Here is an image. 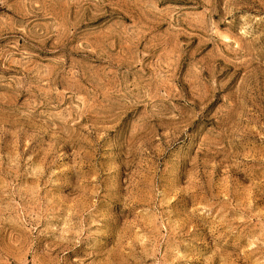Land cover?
<instances>
[{"label": "rangeland", "instance_id": "1", "mask_svg": "<svg viewBox=\"0 0 264 264\" xmlns=\"http://www.w3.org/2000/svg\"><path fill=\"white\" fill-rule=\"evenodd\" d=\"M0 264H264V0H0Z\"/></svg>", "mask_w": 264, "mask_h": 264}]
</instances>
